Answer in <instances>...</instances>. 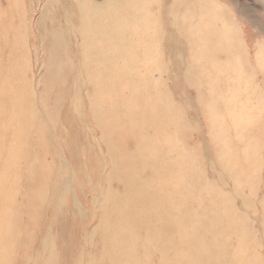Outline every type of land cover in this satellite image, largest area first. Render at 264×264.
<instances>
[{"label":"rangeland","instance_id":"rangeland-1","mask_svg":"<svg viewBox=\"0 0 264 264\" xmlns=\"http://www.w3.org/2000/svg\"><path fill=\"white\" fill-rule=\"evenodd\" d=\"M94 8L117 38L83 34ZM0 20V264H264V0H0Z\"/></svg>","mask_w":264,"mask_h":264},{"label":"bare ground","instance_id":"bare-ground-1","mask_svg":"<svg viewBox=\"0 0 264 264\" xmlns=\"http://www.w3.org/2000/svg\"><path fill=\"white\" fill-rule=\"evenodd\" d=\"M43 1V0H42ZM56 2H61V0H56ZM10 3H11V1H10ZM65 3H67V1H65ZM98 3V2H97ZM182 3V2H181ZM178 4V3H177ZM105 5V4H104ZM176 5V4H175ZM174 5V6H175ZM19 6V5H18ZM21 6V5H20ZM46 6V5H45ZM180 7V6H179ZM68 8V9H67ZM67 15H66V17H65V21H66V23L67 24H69V25H71L72 24V21H73V18H77V14H76V12H74L73 11V9H72V7L70 6V5H67ZM166 8V7H165ZM170 8V7H169ZM168 8V9H169ZM174 8V7H173ZM20 9V8H19ZM171 9V8H170ZM186 9V8H185ZM8 10H9V8H8ZM12 10H13V8H12ZM59 10V9H58ZM170 11V10H169ZM15 12V11H14ZM19 12V11H18ZM21 12V11H20ZM19 12V13H20ZM105 12V11H104ZM197 12V11H196ZM8 13V12H7ZM11 13V12H10ZM48 13V12H47ZM96 13H97V15H96ZM132 13V12H131ZM189 13V12H188ZM81 14L83 15V20H82V16L80 17V25L82 26V31H83V34L86 36V35H88L89 37H90V39L91 40H94V38H93V35L95 36H101V37H108V36H115V38H117V36L118 35H120L121 34V32H120V30H119V27L120 26H114L113 25V22H110V21H113L111 18H109V20L103 15V13H102V9L101 8H98V9H96L95 10V8L94 9H92V12L90 13V15H96V16H94L93 17V19L91 20V19H89V18H87L86 19V21H85V23H84V12L82 13V11H81ZM165 14H166V12H165ZM190 14V13H189ZM19 16V15H18ZM133 16H134V14H133ZM168 16V15H167ZM5 17V16H4ZM10 17H11V15H10ZM179 17V16H178ZM186 17V16H185ZM190 17V16H189ZM193 17V16H192ZM13 18V17H12ZM131 18H132V16H131ZM42 19V18H41ZM135 19H136V16H135ZM51 20V19H50ZM171 20H173L172 18H171ZM1 21V20H0ZM41 23V22H40ZM169 23V22H168ZM44 24V23H43ZM115 24V23H114ZM170 24V23H169ZM174 24V23H173ZM176 24V23H175ZM57 25V24H56ZM165 26V25H164ZM54 27V26H53ZM177 27H178V25H177ZM145 28V27H144ZM168 28V27H167ZM43 29V28H42ZM61 29V28H60ZM63 29V28H62ZM44 30V29H43ZM52 30V29H51ZM145 30V29H144ZM169 30V29H168ZM27 31V30H26ZM25 31V32H26ZM164 31V30H163ZM156 32V31H155ZM147 33V32H146ZM37 34V33H36ZM62 34V33H61ZM23 34H21V36H22ZM160 35V34H159ZM173 35V34H172ZM21 36H19V38H21ZM27 36V35H26ZM61 36V35H60ZM122 36H123V34H122ZM185 36V35H184ZM25 37V36H24ZM23 37V38H24ZM153 37V36H152ZM160 37V36H159ZM18 38V37H17ZM27 38V37H26ZM51 38V41L52 40H54V39H52V38H54V36L52 37H50ZM148 38V37H147ZM163 38V37H162ZM63 39V38H62ZM155 39H156V37H155ZM174 39V38H173ZM22 40V39H21ZM24 40H25V38H24ZM36 40H37V38H36ZM58 40V39H57ZM162 40V39H161ZM180 40V39H179ZM55 41V40H54ZM59 41V40H58ZM71 41V40H70ZM79 41V40H78ZM57 42V41H56ZM52 43V42H51ZM50 43V44H51ZM55 43V42H54ZM148 43V42H147ZM62 44V43H61ZM125 44H127V43H125ZM157 44H158V42H157ZM1 45V44H0ZM7 45V44H6ZM51 45H49V47H50ZM6 47V46H5ZM8 47V46H7ZM54 47V46H53ZM56 47V46H55ZM120 47V46H119ZM147 47V46H146ZM178 47H180V46H178ZM177 47V48H178ZM25 48V47H24ZM52 47H50V49H51ZM64 48V47H63ZM150 48V47H149ZM4 47H3V49H2V45H1V50L2 51H4ZM9 49H11V48H8V50ZM49 49V48H48ZM54 49V48H53ZM56 49V48H55ZM54 49V50H55ZM147 49V48H146ZM169 49H171V48H169ZM38 50V49H37ZM100 50V49H99ZM12 51V50H11ZM57 51H58V49H57ZM56 51V52H57ZM147 51V50H146ZM7 52V51H6ZM149 52V51H148ZM148 52H146V53H148ZM8 53H9V51H8ZM58 53V52H57ZM13 54V53H12ZM165 54H167V53H165ZM177 54V53H176ZM210 54V53H209ZM211 56V55H210ZM49 57H50V55H49ZM53 58V57H52ZM153 58V57H152ZM215 58V57H214ZM48 59V58H47ZM50 59V58H49ZM23 60V59H22ZM150 60V59H149ZM49 61H52V59L51 60H49ZM23 62V61H22ZM27 64H28V62H27ZM185 66H186V64H185ZM165 67H167V66H165ZM180 67V66H179ZM0 68H1V66H0ZM50 68V67H49ZM57 68V67H56ZM19 69V68H18ZM16 71H18V70H16ZM15 71V72H16ZM20 71L22 72V70L20 69ZM19 71V72H20ZM177 71V70H176ZM227 71V70H226ZM10 72H11V70H10ZM19 72H16V74L17 73H19ZM23 73V72H22ZM21 73V74H22ZM21 74H19L18 76H23V75H21ZM44 76V75H43ZM52 77V76H51ZM15 79V78H14ZM72 80V79H71ZM66 81V80H65ZM231 81V80H230ZM8 82H10V81H8ZM7 82V83H8ZM249 82H251V81H249ZM10 84H12V83H10ZM8 85V84H7ZM41 85H42V83H41ZM71 85V84H70ZM75 85V84H74ZM6 86V85H5ZM110 86V85H109ZM7 87L8 86H6V88H4L5 90L7 89ZM129 87V86H128ZM149 87V86H148ZM142 88V87H141ZM25 89H26V87H25ZM70 89V88H69ZM77 89V88H76ZM80 90V89H79ZM4 91V90H3ZM24 91H26V90H24ZM43 91V90H42ZM143 91V90H142ZM216 91V90H215ZM8 92H9V90H8ZM57 92V91H56ZM71 92V91H70ZM131 92V91H130ZM2 93V92H1ZM29 93V92H28ZM55 93V92H54ZM15 94V93H14ZM22 94H24V92L22 93ZM115 94V93H114ZM9 95H10V92H9ZM8 95V96H9ZM18 95H20V94H18ZM217 95V94H216ZM2 96V95H1ZM26 96H27V94H26ZM112 96V95H111ZM117 96V95H116ZM124 96V95H123ZM7 97V96H6ZM11 97V96H10ZM16 97V96H15ZM59 97V96H58ZM25 98V97H24ZM8 99H9V97H8ZM21 99H23V98H21ZM20 99V101H22ZM48 99V98H47ZM4 100H5V98H4ZM27 100H28V98H27ZM1 101H3V98H2V100L0 99V103H1ZM16 101H17V99H16ZM23 101H24V99H23ZM26 101V100H25ZM31 101V100H30ZM5 102V104H6V101H4ZM8 102V101H7ZM27 102V101H26ZM53 102V101H52ZM239 102V101H238ZM32 103H33V101H32ZM124 103H125V101H124ZM2 104V103H1ZM4 104V105H5ZM14 104V103H13ZM18 104H19V102H18ZM22 104V103H21ZM28 105V104H27ZM30 105V104H29ZM33 105H34V103H33ZM40 105V104H39ZM124 105V104H123ZM3 106V105H2ZM8 106V105H7ZM18 106V105H17ZM31 106V105H30ZM4 107V106H3ZM21 107V106H20ZM32 107V106H31ZM264 107V106H263ZM27 108V107H26ZM26 108H24L25 110H26ZM33 108V107H32ZM46 108V107H45ZM0 109H6L5 107L4 108H1L0 107ZM51 109V108H50ZM139 110H140V108H139ZM5 111V110H4ZM45 111V110H44ZM10 112V111H9ZM21 112V111H20ZM29 112V111H28ZM31 113V112H30ZM38 113V112H37ZM39 113H40V111H39ZM39 113L37 114L38 116H39ZM46 113V112H45ZM134 113V112H133ZM20 114V113H19ZM22 114V113H21ZM16 116H17V114H16ZM25 116V115H24ZM33 116V115H32ZM41 117V116H40ZM239 117H241V118H243L242 116H239ZM42 118V117H41ZM183 118V117H182ZM240 118V119H241ZM2 119V118H1ZM3 120V119H2ZM23 120V119H22ZM21 120V121H22ZM26 120V119H25ZM37 121H38V119H36ZM41 120V119H40ZM39 120V121H40ZM237 120H238V118H237ZM37 121H36V123H37ZM241 121V120H240ZM31 122V121H30ZM175 122V121H174ZM246 122V121H245ZM22 123V122H21ZM45 123V122H44ZM176 124V123H175ZM22 125V124H21ZM36 125V124H35ZM44 126H45V124H44ZM177 126H178V124H177ZM34 130H35V128H33ZM53 129V128H52ZM156 129H157V127H156ZM50 130V129H49ZM164 131V130H163ZM14 133V132H13ZM29 135V134H28ZM46 136V135H45ZM26 137V136H25ZM36 137V136H35ZM8 138H10V137H8ZM12 138V137H11ZM21 138V137H20ZM24 139V138H23ZM14 140H16V139H14ZM19 140V139H18ZM163 140V139H162ZM2 141V140H1ZM22 141V140H21ZM25 141V140H24ZM33 141H34V139H33ZM38 141V140H37ZM85 141H87V140H85ZM4 142H5V140H4ZM86 143V142H85ZM35 145V144H34ZM40 144H38V146H39ZM92 145V144H91ZM94 145V144H93ZM17 146V145H16ZM41 146V145H40ZM43 146H45V145H43ZM172 147V146H171ZM2 149L4 150V148L2 147ZM8 149H10V148H8ZM8 149H5V150H8ZM97 149V148H96ZM14 150V149H13ZM18 150V149H17ZM43 150H44V148H43ZM54 150V149H53ZM206 150H208V149H206ZM21 151V149L18 151V152H20ZM37 151H38V148H37ZM96 151V150H95ZM9 152V151H8ZM39 152H41V149H40V151ZM43 153V152H42ZM10 154V153H9ZM18 154V153H17ZM20 154V153H19ZM21 155H22V153H21ZM28 157H29V155H27ZM22 157V156H21ZM27 158V157H26ZM31 158H33V157H31ZM30 159V158H29ZM31 160V159H30ZM29 162V161H28ZM11 164H9V166H10ZM35 165V164H34ZM31 166H32V164H31ZM13 167H15V166H13ZM54 167V166H53ZM16 168V167H15ZM54 169V168H53ZM39 170V169H38ZM37 170V171H38ZM40 171V170H39ZM17 173V172H16ZM35 174V173H34ZM38 173H36V175H37ZM69 174V173H68ZM35 175V176H36ZM39 175L41 176V174L39 173ZM44 175V174H43ZM17 176V175H16ZM22 176V175H21ZM228 176H229V174H228ZM19 177V176H18ZM49 177V176H48ZM52 177V175L50 176V178ZM2 178H4V177H2ZM24 178V177H23ZM42 178H44V176L42 177ZM16 179V178H15ZM39 179V178H38ZM6 180V179H5ZM17 180V179H16ZM16 180H15V182H16ZM42 181H44L43 179H41ZM67 180V179H66ZM3 181V180H2ZM39 181V180H38ZM42 181H41V183H42ZM49 181V180H48ZM4 182V181H3ZM25 182V181H24ZM50 183V182H49ZM60 183H62L61 182V180H60ZM29 184V183H28ZM133 184V183H132ZM131 184V185H132ZM23 185V184H22ZM64 185V184H63ZM98 185H99V183H98ZM29 186V185H28ZM66 186V185H65ZM49 187V186H48ZM25 188H26V186H25ZM4 188H2V190H3ZM5 190H6V188H5ZM4 190V191H5ZM1 191V190H0ZM9 191V190H8ZM21 191H22V189H21ZM131 191V190H130ZM6 192V191H5ZM9 193V192H8ZM236 194V193H235ZM231 195V194H230ZM92 196H95V195H92ZM232 196V195H231ZM10 197V196H9ZM97 197V196H96ZM95 197V198H96ZM1 198H3V196L1 197ZM4 198H6V197H4ZM36 198V197H35ZM235 198V197H234ZM41 199V198H40ZM3 200V199H2ZM9 200H10V198H9ZM37 200V199H36ZM35 199L33 200V202L34 201H36ZM4 201V200H3ZM44 201V200H43ZM92 201V200H91ZM96 201V200H95ZM233 201V200H232ZM37 202V201H36ZM34 204V203H33ZM95 204V203H94ZM16 206V205H15ZM34 206V205H33ZM97 206V205H96ZM7 207H9V206H7ZM12 208V207H11ZM15 208H17V207H15ZM247 208V207H246ZM10 208H8V210H9ZM20 209V208H19ZM23 209H24V207H23ZM24 211H28V209L27 210H24ZM9 212H14V211H9ZM203 212V211H202ZM25 213V212H24ZM26 214H27V212H26ZM26 214H24L25 216H26ZM31 214V213H30ZM68 214V213H67ZM10 215H11V213H10ZM15 215V214H14ZM13 214H12V217L14 216ZM22 215V214H21ZM20 215V216H21ZM35 215V214H34ZM16 216V215H15ZM14 216V217H15ZM40 216V215H39ZM29 217V216H28ZM17 217H15V219H16ZM34 218V217H33ZM32 218V219H33ZM42 218V217H41ZM12 219V218H11ZM14 219V220H15ZM29 219V218H28ZM32 219H31V222H32ZM14 220H12V221H14ZM17 220H19V218L17 219ZM30 220V219H29ZM34 220V219H33ZM72 220V219H71ZM39 221V220H38ZM37 221V222H38ZM73 221V220H72ZM20 222H21V220H20ZM40 222V221H39ZM70 222V221H69ZM188 222V221H187ZM26 224H30V222H28L27 223V221L25 222ZM25 223H24V225H25ZM36 223V222H35ZM33 224H34V222H33ZM32 224V226H37L36 224L35 225H33ZM38 224V223H37ZM39 225V224H38ZM72 225V224H71ZM58 226V225H57ZM69 226H70V224H69ZM164 226V225H163ZM18 227V226H17ZM25 227V226H24ZM30 227V226H29ZM38 227H40V226H37V228ZM60 227V226H59ZM11 228L12 227H10V230H11ZM35 228V227H34ZM56 228V227H55ZM70 228V227H69ZM177 228V227H176ZM19 229V228H18ZM28 228H27V225H26V228L24 229V232H26L25 230H27ZM30 229V228H29ZM67 229V228H66ZM65 229V230H66ZM73 229V228H72ZM168 229V228H167ZM166 229V230H167ZM13 230V229H12ZM30 230H32V229H30ZM29 230V231H30ZM54 230V229H53ZM142 230H144V229H142ZM210 230V229H209ZM32 231H34V229L32 230ZM31 231V232H32ZM56 231V230H55ZM59 231V230H58ZM58 231H57V233H58ZM6 232V231H5ZM74 232V231H73ZM158 232H160V230L158 231ZM170 232V231H169ZM6 233H8V232H6ZM5 233V234H6ZM12 233H13V231H12ZM19 233H21V232H19ZM18 233V234H19ZM26 233H28V232H26ZM72 233V232H71ZM172 233V231L170 232V234ZM1 234V233H0ZM10 234V233H9ZM31 234V233H30ZM55 234V233H54ZM74 234V233H73ZM72 234V235H73ZM142 234L144 235V233L142 232ZM175 234V232L173 233V235ZM200 234V233H199ZM213 234V233H212ZM1 235H3V234H1ZM29 235V234H28ZM160 235V234H159ZM225 235V234H224ZM5 236H7V235H5ZM12 236H13V234H12ZM19 236V235H18ZM18 236H16V237H18ZM60 236V235H59ZM71 236V235H70ZM85 236H86V234H85ZM137 236V235H136ZM145 236V235H144ZM210 236V235H209ZM228 236V235H227ZM3 237V236H2ZM1 236H0V238H2ZM73 237V236H72ZM133 237V236H132ZM211 237H213V236H211ZM224 237V236H223ZM11 238V237H10ZM13 238V237H12ZM34 238V237H33ZM135 238V237H134ZM170 238V237H169ZM171 238H173V236L171 237ZM187 238H190L189 236L187 237ZM3 239V240H2ZM1 240H0V242H1V244H2V242L4 241V239H5V237L4 238H2ZM7 239V238H6ZM5 239V241L7 242V240ZM70 239V238H69ZM72 239V238H71ZM70 239V240H71ZM128 239V238H127ZM177 239V238H176ZM11 240V239H10ZM13 241H14V239H12ZM32 240V239H31ZM61 240V239H60ZM72 240H74V239H72ZM4 241V242H5ZM16 241V240H15ZM184 241V240H183ZM208 241V240H207ZM5 242V243H6ZM12 242V241H11ZM4 243V244H5ZM7 243H9V241L7 242ZM61 243V242H60ZM11 244V243H10ZM63 244H64V242H63ZM184 244V243H183ZM6 246H7V244H5ZM62 245V244H61ZM73 245V244H72ZM0 246H2V245H0ZM6 246H4L3 245V247H6ZM64 246V245H63ZM180 246H183V245H180ZM74 249H76V247L74 248ZM207 251V250H206ZM176 253V252H175ZM75 254V253H74ZM194 254H192V256H193ZM52 256V255H51ZM51 256H49V258L51 257ZM75 256V255H74ZM139 256V255H138ZM186 257V256H185ZM197 258H198V256H196ZM48 258V257H47ZM181 258H183V257H181ZM196 258V259H197ZM133 259V258H132ZM143 259V258H142ZM192 259V258H191ZM1 261V260H0ZM159 261V260H158ZM185 261V260H184ZM197 261V260H196ZM191 262V261H190ZM69 263V262H68ZM2 264V263H1ZM4 264V263H3Z\"/></svg>","mask_w":264,"mask_h":264}]
</instances>
